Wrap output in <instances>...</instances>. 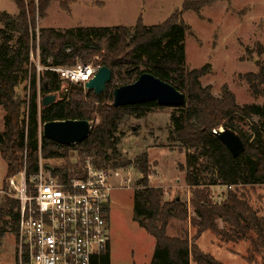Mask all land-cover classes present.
I'll list each match as a JSON object with an SVG mask.
<instances>
[{
	"label": "trees",
	"instance_id": "1",
	"mask_svg": "<svg viewBox=\"0 0 264 264\" xmlns=\"http://www.w3.org/2000/svg\"><path fill=\"white\" fill-rule=\"evenodd\" d=\"M51 1L15 0L17 14L0 12L4 25L0 27V106L5 112L0 155L6 163L4 187L7 178L23 169L27 179L36 173L40 158L65 160L63 166L53 167L54 174L62 178L74 174L89 157L97 167L116 170L132 166L141 174L132 194L133 218L155 240L149 264H191L193 255L199 262V257H203L206 264H220L209 255H197L188 233H168L173 221L189 220L188 208L179 196L164 199L163 189L149 184L147 152L130 160L124 159L118 150L122 136L117 134L126 117L142 118L150 107L159 105L154 101L115 107L113 91L149 72L171 83L185 96L184 104L171 113L169 136L186 150L185 165L181 168L186 173L187 186L192 189L195 218L190 220L191 225L198 229V234L211 231L221 239L231 235L245 238L253 232L258 243L264 245V216L233 190L264 185V104L239 105L230 94L225 101L201 84L200 78L208 73L209 65L186 68L188 27L181 19L169 18L150 26L139 19L132 33L122 25L37 29V19L45 16ZM33 49L39 50L40 70L31 60ZM79 62H92L111 70L104 92L95 94L82 83L65 80L51 69L75 67ZM258 66L257 73L245 74V80L255 91L264 86V62ZM49 94L55 95L56 100L41 105L40 97ZM254 116L257 121L252 120ZM237 118L250 121L249 132L240 127ZM65 119L98 122L91 125L87 138L70 146L49 140L42 133L38 138L40 125ZM220 127L233 130L244 142L245 149L238 156H233L214 133ZM74 154L79 160L69 162ZM217 185L229 187L221 202H215L210 194V187ZM218 220H222L225 229L219 227ZM18 223V200L1 197L0 247L7 233L17 237ZM93 264H110L109 247Z\"/></svg>",
	"mask_w": 264,
	"mask_h": 264
},
{
	"label": "rangeland",
	"instance_id": "2",
	"mask_svg": "<svg viewBox=\"0 0 264 264\" xmlns=\"http://www.w3.org/2000/svg\"><path fill=\"white\" fill-rule=\"evenodd\" d=\"M198 2H201L200 6L195 9ZM3 11L17 14L15 0H0V12ZM169 18L181 19L188 27L185 66L191 70L209 65L208 73L200 78V82L203 86H209L215 97L228 101L230 94L239 105L264 104V86L255 91L245 80V74L257 73L258 63L264 62V0H210L209 4L205 0H53L45 16L37 19L36 28L63 30L76 26L122 25L132 33L139 19L150 26ZM3 26L0 22V27ZM33 50L37 62L39 50ZM80 64L85 63L79 62L77 65ZM86 64L95 66L92 62ZM173 111V107L154 106L142 118L127 116L117 134L120 136L121 133L122 136L118 144L119 152L124 159L130 160L147 152L149 184L161 187L164 199L179 196L186 203L189 220L173 221L168 231L170 235L188 233L197 255H209L220 264H264V245L258 243L253 232L245 238L231 235L221 239L211 231L198 234V229L191 225L190 220L195 218L191 204L192 189L187 186L186 173L181 168L185 165L186 150L169 136ZM4 115L0 106V131L4 126ZM252 120L257 121L258 118L254 116ZM97 122L90 120L91 125ZM236 122L249 132V120L237 118ZM41 130L42 125L38 127V138ZM73 157L68 161L73 163L79 160L77 155ZM43 162L50 167L67 163L63 159ZM120 170L121 177L116 184L123 187L113 190L109 204L110 264H149L154 254L155 240L133 218L132 194L137 189L141 174L132 166ZM5 174L6 163L0 155V198H14V191L9 189L7 179L5 187L3 185ZM228 188L222 185L210 187L212 199L221 202ZM233 190L259 215L264 216V185L233 187ZM217 222L220 228H226L222 220ZM18 255L17 237L7 233L0 247V264H17ZM199 260L193 255L191 264H206L203 257H199Z\"/></svg>",
	"mask_w": 264,
	"mask_h": 264
},
{
	"label": "built area",
	"instance_id": "3",
	"mask_svg": "<svg viewBox=\"0 0 264 264\" xmlns=\"http://www.w3.org/2000/svg\"><path fill=\"white\" fill-rule=\"evenodd\" d=\"M31 60L40 70L33 53ZM51 69L84 84L98 67ZM120 177V169L97 167L89 157L67 178L54 174L42 158L28 179L25 169L7 178L19 202L17 264H93L110 244L107 207L113 190L123 187L116 184Z\"/></svg>",
	"mask_w": 264,
	"mask_h": 264
},
{
	"label": "water",
	"instance_id": "4",
	"mask_svg": "<svg viewBox=\"0 0 264 264\" xmlns=\"http://www.w3.org/2000/svg\"><path fill=\"white\" fill-rule=\"evenodd\" d=\"M111 79V70L100 66L92 78L84 83L86 90L95 94L105 91L106 84ZM56 100L53 94L42 95L40 104L49 105ZM156 102L159 106L180 107L185 102V96L171 83L166 82L149 72H143L133 83L121 85L113 91V106L122 107L146 102ZM91 130L90 121L87 119L52 120L42 125V135L58 144L70 146L83 141ZM216 136L228 148L233 156H238L244 151L245 145L240 136L229 128H219Z\"/></svg>",
	"mask_w": 264,
	"mask_h": 264
},
{
	"label": "crops",
	"instance_id": "5",
	"mask_svg": "<svg viewBox=\"0 0 264 264\" xmlns=\"http://www.w3.org/2000/svg\"><path fill=\"white\" fill-rule=\"evenodd\" d=\"M109 249H110V244H109Z\"/></svg>",
	"mask_w": 264,
	"mask_h": 264
}]
</instances>
